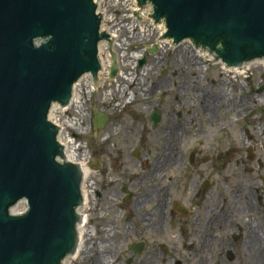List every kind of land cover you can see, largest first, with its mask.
Here are the masks:
<instances>
[{
	"label": "water",
	"instance_id": "obj_1",
	"mask_svg": "<svg viewBox=\"0 0 264 264\" xmlns=\"http://www.w3.org/2000/svg\"><path fill=\"white\" fill-rule=\"evenodd\" d=\"M136 3L150 4L148 17L164 23L159 40H189L227 67L264 60V0ZM97 8L95 0H0V264H67L77 249L83 168L67 154L52 106L74 105L85 74L99 83L102 40L113 57L110 77L117 74L107 16ZM150 119L156 127L160 111ZM103 120L98 113L97 127ZM21 201L26 209L12 214Z\"/></svg>",
	"mask_w": 264,
	"mask_h": 264
},
{
	"label": "rangeland",
	"instance_id": "obj_2",
	"mask_svg": "<svg viewBox=\"0 0 264 264\" xmlns=\"http://www.w3.org/2000/svg\"><path fill=\"white\" fill-rule=\"evenodd\" d=\"M129 8L126 0H114L100 6L101 11L109 17L115 11L123 16L129 13ZM107 23L111 25L110 21ZM126 32L131 34L128 30ZM126 32L118 34V39L125 42L122 49H118L120 53L126 52L119 59L122 74L117 75L116 80L107 76L104 84H99L95 89L89 85L93 89L91 95L83 87L85 93L81 95L86 102L84 108L79 112L78 108L72 107L64 113L72 124L71 127L67 126V131L80 145L79 156H86L85 163L89 169L88 199L84 208L88 220L83 236L85 243L72 264H88L92 234L86 231H93L91 212L95 207L104 210V203L102 200L95 202L94 194L97 190L104 192V189L100 190L92 182L93 170L90 166L95 158L100 163L107 160L106 153L111 154L118 165L119 157L122 159L123 155L124 171L133 177L150 173L158 167L169 166V171H164V182L160 180L162 174L153 179L154 184L160 183L162 187L168 183L167 177L174 175L178 167L189 166L188 162H184L183 155L195 153V161L191 165L194 174L191 181H185L186 197L182 201L187 204L191 202L189 196L195 191L196 183L202 184L209 180V187L202 190L201 197L192 201L194 208L189 217L192 230L200 231L195 221L208 214L214 219L217 214L214 208L222 205L224 218L230 217L231 220L222 232L190 234L194 249L200 248L198 244L204 248L194 253L196 257L193 261L203 259L204 264H254L256 260L264 262V67L257 60L248 70L239 73L209 60L198 62L193 48L183 45L177 55L181 59L176 62L170 57L174 52L167 50L156 57L148 55L146 66L136 70L133 68L135 62L131 53L137 50L145 53L144 48L151 46L158 30H152L147 24L144 31L139 30L140 34L127 37L125 41ZM140 40H143V44ZM166 54L173 61H167L168 69L178 72L172 82L159 73L162 61L167 59L161 55ZM128 71L140 87H132L123 92L122 79L127 77ZM107 93L109 95L105 97ZM157 107L161 110L162 118L153 127L150 115ZM93 110L112 117L105 129L98 128L94 133ZM178 111L182 113L180 118L175 114ZM87 112L86 119L79 124L80 116ZM56 115L57 109H54L53 117ZM171 129L179 137L177 154L171 156L165 166H156L162 153L163 140ZM94 148L96 157L93 155ZM117 150L121 151L120 155ZM135 150L138 153L136 156L133 155ZM172 160H177L176 165L172 164ZM96 176L99 180L98 173ZM190 182H193L192 186ZM143 184L146 185L144 179ZM114 198L106 203L110 208L111 214L108 217L111 220H114L117 212L113 208L117 204ZM196 204L203 206L204 210H197ZM24 208L25 204L21 203L16 210ZM98 211L100 213V209ZM127 216L135 227H140L135 209L131 206L119 218ZM234 220L241 226V234L233 247L229 236L231 222ZM179 221V217L174 215L171 220L173 232H178ZM118 224V228L114 225L111 230L120 232L126 226L122 221ZM251 234H255L256 243L250 246L246 242ZM227 249L235 256L233 262L225 260L223 256Z\"/></svg>",
	"mask_w": 264,
	"mask_h": 264
},
{
	"label": "flooded vegetation",
	"instance_id": "obj_3",
	"mask_svg": "<svg viewBox=\"0 0 264 264\" xmlns=\"http://www.w3.org/2000/svg\"><path fill=\"white\" fill-rule=\"evenodd\" d=\"M148 58V55H145V59ZM172 62L170 60V63ZM164 63V66H160L159 73L172 82L178 72L174 69L169 70L166 62ZM131 86L137 87L135 84ZM96 113L93 110V133L98 129V122L95 119ZM175 114L179 118L182 116L180 111ZM186 115L189 114L186 113ZM105 116L104 129L110 124L112 118L109 114H105ZM95 151L94 148V157L97 154ZM116 152L120 155L121 151L117 150ZM191 155L192 153H189L188 156L186 153L183 155L184 162H188L189 166L178 167L174 175L167 177L168 183L164 184L163 187L160 183L154 184L153 179L162 174L160 180L164 182L166 175L164 171H169V166L153 169L150 173L133 177L126 175L124 171L123 155L122 159L121 156L119 157V165L117 160L108 153H106L107 160L103 163H100L97 158L94 159L91 164L93 170L92 182L100 190L103 188L104 192L99 190L93 192L96 196L95 202L102 200L101 202L104 203V210L101 207H95L91 212L93 231L89 243L91 248L88 264H204L203 259H199L197 262L193 261L196 257L194 253H198L197 250L204 248L201 244H198L200 248L194 249V242L190 234L222 232L231 219H229L230 217L224 218V207L222 205L214 208V211L217 212L214 219H211L208 214L204 218H198L195 221V226L200 231L192 230V223L189 220L192 208H194L192 201L201 197L200 193L203 190V185L208 183L209 180H205L202 184L196 183L195 191H193L192 196H189L190 203L187 204L182 201L186 197L185 187H187V184L185 181L187 179L191 181L194 174V168L191 167L193 165L190 160ZM176 161L172 160L171 162L176 165ZM97 173L99 174V180H97ZM192 184L193 182H190V186ZM113 194L116 196L115 198ZM112 197L117 201V204L113 206L117 211L114 220L108 217L111 212L106 204L112 200ZM129 206L135 209L140 227H135L128 216L124 219L119 218L124 211H127ZM196 206L197 210H204L203 206L198 204ZM205 209L207 211L208 207ZM234 211L236 212L235 206ZM174 215L180 219L177 233L171 229V220ZM119 221L126 225L122 231L108 230V227L114 225L118 228ZM231 224L229 240L233 242L234 247L236 241L240 238L241 226L235 220ZM128 226L130 227L129 230L126 229ZM194 250L195 252H193ZM223 256L225 260L232 262L235 260L234 254L228 249L225 250Z\"/></svg>",
	"mask_w": 264,
	"mask_h": 264
},
{
	"label": "bare ground",
	"instance_id": "obj_4",
	"mask_svg": "<svg viewBox=\"0 0 264 264\" xmlns=\"http://www.w3.org/2000/svg\"><path fill=\"white\" fill-rule=\"evenodd\" d=\"M105 16H107V20H109L110 17L107 14H104V17ZM105 29H109V27L106 25ZM144 29H145V27H143L141 30H144ZM111 35L113 37H117L118 36L115 33V31L111 32ZM116 41H118V45H117L116 51H118V49L121 50L122 47L125 44L124 41H121V40H118V39H116ZM105 46H106V44L103 42L102 45L100 46V49H101V52H102V55H103V59H104L107 71H100L99 72V83H97V81H96V83H95L96 85H94L93 89H95L99 84H101V85L104 84V82L108 78L107 76H108L109 71H110L109 70V66L112 63V58H111V55H110V51L108 50L109 52H107L105 50L106 49ZM118 52H121V51H118ZM197 52L200 53L204 57H208V55L206 53L201 52L200 50H197ZM133 55H134L135 58L139 57L141 55V52H139V51L133 52L132 56ZM115 56H116V58L118 57L117 56V52L115 53ZM121 57L123 58L124 55L121 56ZM208 59H211V58L208 57ZM259 63L264 67V61L263 60H259ZM217 64H221V65L225 66L221 62L217 63ZM250 65H243L239 69H237L236 67H233V68H231V70H236L239 73H240V71L244 72V71L248 70ZM122 80H123L122 82H124L123 87H122L123 92H126L127 90H129V88H132L131 87L132 84H135V86L137 85V83H135L133 80H131L130 77H128V76L123 78ZM89 85H92V80H91L90 75H87V76L81 78L79 80V82H78V87H77V91H76L74 105H67L66 107H61L59 105H54L53 106V110L57 109V115L55 117H53V114H52V121L54 123H56L60 128L61 127H65L64 128V135H63L62 144L64 146H67V150H66L67 154L71 157V159L74 162H76L78 164H82L83 172L85 174V182L84 183H85L86 194H87V187L89 185V183L87 181V179L89 177V169L87 167V164L85 163L86 156L83 157V158L79 156L78 149H79L80 145L76 144L74 138H72V136L67 131V126L71 127L72 124L70 123V120L64 116V113L66 111H68L69 109H71L72 107L78 108L79 112H80L81 108H84L86 102L83 101V96L81 94H84L86 92L87 94L91 95L93 89L89 88L88 87ZM83 87L84 88L86 87V91L85 92H83ZM108 95H109V93H107L105 95V97L108 96ZM87 115H88V112H87V114H84V115L82 113V115L79 118V124H81L83 122V120L86 119ZM167 132H169V133H167L168 135H166L165 139L163 140V145H162V150H161L162 153H161V156L158 159L159 162H158V164L156 166H158V165L165 166L167 164L168 159L171 156H173V155L175 156L177 154V152H176V150H177L176 144H177V142H179V137L176 135V132H175L174 129H171V130H169ZM158 168H160V167H158ZM160 170H162V169H160ZM86 198H87V195H86ZM84 208H85V206L82 207V211H84ZM85 227H86L85 222H83V224H81L79 226V236H80L79 252H80L81 249H83V245L85 243V242H83V236L85 234V230H84ZM111 228H113V227H111V226H110V228L108 227V230H111ZM86 232L88 234L92 233V231H90V230L86 231ZM246 243L250 244V246L254 245L256 243L255 234H251L249 241H247ZM76 257L77 256H72V257L68 258L67 259V264H72V260H75ZM254 264H264V262L261 261V260H256V261H254Z\"/></svg>",
	"mask_w": 264,
	"mask_h": 264
}]
</instances>
